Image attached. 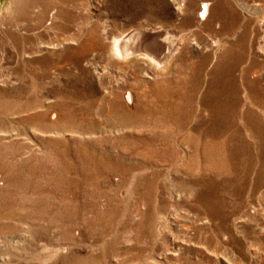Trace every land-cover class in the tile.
I'll return each mask as SVG.
<instances>
[{
	"label": "rangeland",
	"instance_id": "374dc122",
	"mask_svg": "<svg viewBox=\"0 0 264 264\" xmlns=\"http://www.w3.org/2000/svg\"><path fill=\"white\" fill-rule=\"evenodd\" d=\"M138 26L175 68L112 59ZM262 66L264 0H1L0 264H264Z\"/></svg>",
	"mask_w": 264,
	"mask_h": 264
},
{
	"label": "bare ground",
	"instance_id": "6f19581e",
	"mask_svg": "<svg viewBox=\"0 0 264 264\" xmlns=\"http://www.w3.org/2000/svg\"><path fill=\"white\" fill-rule=\"evenodd\" d=\"M26 1V0H25ZM1 2V0H0ZM22 2V0H21ZM208 2V1H207ZM207 2H202L200 10L198 12V16L200 19L205 18L207 13ZM32 4V3H31ZM12 5V4H11ZM36 6V5H35ZM148 26V25H147ZM154 26V25H153ZM155 27V26H154ZM168 27V26H167ZM190 36V35H189ZM183 34H169L164 32L161 28L156 29H147L143 26L137 28H127L121 32L116 33L113 38L109 42V54L112 59L117 60L118 62L123 63H133L140 62V64H146L150 69L155 72L164 73L172 70L174 67V63L176 58L178 57V50L181 49V45L183 43ZM250 46V45H249ZM107 47V46H106ZM253 54V53H252ZM240 55V54H239ZM242 55V54H241ZM245 55V54H244ZM243 55V56H244ZM248 57V55H247ZM233 59V58H232ZM241 59L239 56H236L233 61ZM251 60V59H250ZM177 61V60H176ZM255 61V60H254ZM142 62V63H141ZM244 62V61H243ZM253 62V61H252ZM251 63V62H250ZM230 64V63H229ZM248 63L246 62L245 65ZM255 64V63H254ZM263 64V63H262ZM121 65V64H120ZM244 65V66H245ZM257 65V64H256ZM117 66V65H115ZM119 66V65H118ZM228 70V79L226 81V88L230 91L232 95L231 98L228 97L227 102L233 108H236L240 103V98L237 95V91L234 88L233 84H236L237 80L244 82L245 79H248L250 76H254L258 73V70H252L249 68L238 67L236 63L229 65ZM259 66V65H258ZM264 67V66H262ZM175 68V67H174ZM228 68V67H226ZM255 68V67H254ZM148 69V68H146ZM264 69V68H263ZM147 71V70H146ZM149 71V70H148ZM227 71V70H226ZM153 72V71H152ZM225 72V71H224ZM145 73V72H143ZM148 73V72H147ZM171 73V72H170ZM155 74V73H154ZM153 74V75H154ZM157 74V73H156ZM225 74V73H224ZM223 74V76H224ZM158 75V74H157ZM161 75V74H160ZM227 75V74H226ZM155 77V76H154ZM252 79V78H251ZM221 80V79H220ZM251 81V80H250ZM246 81L244 85H246V90H248V86L252 85L253 82ZM253 81V80H252ZM257 82V81H256ZM259 83V82H258ZM240 84V83H239ZM223 85V84H222ZM243 85V84H242ZM224 86V85H223ZM243 87V86H242ZM251 87V86H250ZM264 87V86H263ZM244 89V88H243ZM202 90V89H201ZM245 90V91H246ZM250 90V89H249ZM254 90V89H253ZM236 91V93H235ZM251 91V90H250ZM259 92V91H258ZM224 93V92H223ZM219 94V93H218ZM227 94V93H226ZM244 96V95H243ZM263 96V95H262ZM261 97V96H260ZM259 97V98H260ZM127 98L130 99V95H127ZM247 99L246 96L243 99ZM224 99V98H223ZM243 100V105H246V100ZM130 101V100H129ZM259 101V100H258ZM264 102V101H263ZM262 102V103H263ZM253 105L252 103H250ZM259 110V109H258ZM233 111V110H232ZM262 112V110H261ZM248 113V112H247ZM233 115V114H232ZM228 117V116H227ZM233 121V120H232ZM231 121V122H232ZM259 121V120H258ZM228 122V121H227ZM235 124V122H234ZM254 125V124H253ZM228 127V126H227ZM231 127V126H230ZM259 127V126H258ZM243 128V127H242ZM249 129V128H248ZM201 130V129H200ZM225 130V129H224ZM262 130V129H261ZM246 132V131H245ZM225 133V132H224ZM262 133V132H261ZM264 134V133H263ZM242 135V134H241ZM253 135V134H252ZM245 136V135H244ZM243 136V137H244ZM234 138V137H233ZM238 138V137H237ZM235 140V139H234ZM231 150V149H230ZM229 150V151H230ZM240 150V149H239ZM235 155V154H234ZM238 156V155H237ZM259 158V157H258ZM260 161V160H259ZM264 162V160H263ZM248 165V164H247ZM260 165V164H259ZM257 166V164H256ZM256 171V170H255ZM254 173V172H253ZM257 173V171H256ZM245 174V173H244ZM247 175V174H246ZM249 175V174H248ZM259 176V175H258ZM246 179V178H245ZM256 179V178H255ZM259 179V178H258ZM261 180V179H260ZM254 182V181H253ZM258 184V182H254ZM252 190H256L258 197L262 201V205H264V184L256 185V187ZM162 219L164 218V214L160 216ZM189 229V228H188ZM178 236V235H176ZM181 238V240H179ZM190 240H193L191 236L187 237ZM182 238V236H178L175 239V242L179 241L181 244H185L188 239ZM179 244L173 243L171 248L167 246L163 249L167 254L176 255L178 254ZM91 254V253H90ZM149 254V253H148ZM151 254V253H150ZM96 257V256H95ZM148 257V256H147Z\"/></svg>",
	"mask_w": 264,
	"mask_h": 264
}]
</instances>
